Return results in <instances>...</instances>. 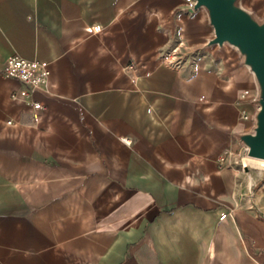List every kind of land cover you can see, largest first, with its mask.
Here are the masks:
<instances>
[{"label":"crops","instance_id":"0c3cea01","mask_svg":"<svg viewBox=\"0 0 264 264\" xmlns=\"http://www.w3.org/2000/svg\"><path fill=\"white\" fill-rule=\"evenodd\" d=\"M192 8L0 0V264H264V171L233 164L259 88Z\"/></svg>","mask_w":264,"mask_h":264},{"label":"water","instance_id":"95a60500","mask_svg":"<svg viewBox=\"0 0 264 264\" xmlns=\"http://www.w3.org/2000/svg\"><path fill=\"white\" fill-rule=\"evenodd\" d=\"M190 11L203 7L214 29L211 44L227 43L240 53L254 74L259 88L254 123L249 133L239 137L249 158L264 161V22L241 9L237 0H194ZM247 171V168H246Z\"/></svg>","mask_w":264,"mask_h":264},{"label":"built area","instance_id":"2783aa9c","mask_svg":"<svg viewBox=\"0 0 264 264\" xmlns=\"http://www.w3.org/2000/svg\"><path fill=\"white\" fill-rule=\"evenodd\" d=\"M189 8L195 4L194 0H183ZM4 77L16 80L27 86L30 91L42 89L46 84L49 76V70L42 64L36 61H29L19 56L12 55L6 58L4 66L1 69ZM31 107L34 110L42 109L39 103H33ZM241 119L246 121L248 117L241 115ZM224 158L220 159V163Z\"/></svg>","mask_w":264,"mask_h":264},{"label":"rangeland","instance_id":"374dc122","mask_svg":"<svg viewBox=\"0 0 264 264\" xmlns=\"http://www.w3.org/2000/svg\"><path fill=\"white\" fill-rule=\"evenodd\" d=\"M241 147H244V146H241ZM237 156H238L237 162L235 163L233 162V164H236L239 169L243 170V168L246 167L249 171L253 172L254 174L264 171V168L259 167L257 163L246 162L245 160H242L244 159V157L241 155V153H238Z\"/></svg>","mask_w":264,"mask_h":264},{"label":"bare ground","instance_id":"6f19581e","mask_svg":"<svg viewBox=\"0 0 264 264\" xmlns=\"http://www.w3.org/2000/svg\"><path fill=\"white\" fill-rule=\"evenodd\" d=\"M241 155L244 157V159H242V160H245L246 162H255V163L258 164L259 167L264 168V161L263 160H258V159H253V158H249L246 155V148L245 147H242Z\"/></svg>","mask_w":264,"mask_h":264}]
</instances>
